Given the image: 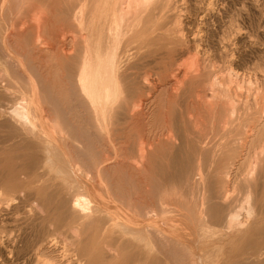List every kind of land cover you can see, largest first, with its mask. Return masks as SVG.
I'll return each instance as SVG.
<instances>
[{
  "label": "bare ground",
  "instance_id": "6f19581e",
  "mask_svg": "<svg viewBox=\"0 0 264 264\" xmlns=\"http://www.w3.org/2000/svg\"><path fill=\"white\" fill-rule=\"evenodd\" d=\"M190 1L192 2V0ZM190 1H188L187 4ZM196 2L198 1L196 0ZM211 2L213 1L211 0ZM216 2H214V4ZM64 3L69 5L67 6L69 7V9L67 10H72L71 11L72 13L66 12V14L68 13L67 14L68 16H66L65 12H63V10L65 9H63L60 12H62V14L65 15L69 20L70 18L72 19L71 21L72 23H70L72 24L71 27H73V29H71L73 30L72 32L73 35H71L72 36L71 43H73L72 45L75 44L74 45L75 49H73L74 47L73 46L72 48H70V51L68 50L69 51L68 54L64 51L65 54L63 53V55L61 56L66 58L68 63L69 62L71 63V61H76V64L75 62H73L74 63L73 65L74 69L72 67L73 70L69 69L72 64L71 65L67 64V66L65 65L64 66L66 67V70L67 69L70 70V72L69 70L67 71L69 74L72 71L76 73L75 75L76 77H74V79H71L72 80L71 82L75 80L74 81L75 83L73 82L71 85V83L69 82L71 86L75 84L74 85L75 88L72 87L73 92H71V94L73 95V93L75 92L74 94L75 96H73L74 97L73 99H75L76 102L78 100V102L80 103L78 104V106L80 105L82 107L81 111L84 110L86 115L90 116V118L92 119V122L91 121L90 122L91 123L96 122V125H94L93 123V125H91V128L92 126H94V128L96 127L97 129L99 128L101 130L100 132L98 131L99 129L98 130L96 128L95 129L100 133V136H102L101 132L103 131V134H104V131H106V122H108L107 120L110 121V119L113 117L111 119L113 121H111V123L109 122V127L113 123L110 127L112 128L113 126V130H112L113 138L109 135L111 132L107 134L109 140L113 139L112 140V143L114 144L113 148L116 147L115 150H120V151L121 150L123 151L131 150L132 151L131 144L127 138L124 140H122L120 137L115 138L114 134L118 132L124 133V134L131 133L139 125V123L142 120L144 121L148 117L159 115V118L161 116L164 119V126L166 127L167 130H171L174 127L176 128L179 126V130H178L179 132L177 131L179 133V136L176 135L177 136L176 137L174 135L175 132L170 133L172 131L171 130L169 131V133L170 135L171 134L173 135L168 137L169 135L168 133L167 137L169 139L168 138L167 139L169 141H167L166 137L165 138L163 137L164 139H166L167 143H165L164 141L162 143V140H161L159 141L160 144L162 143L161 145L156 143L157 137L155 140H151L150 138H148L147 141L144 140L141 143V145L139 144L141 146L140 149H137V151L141 150L140 154L138 155L137 161L141 160V162L145 164L147 160V153H145L144 150H149V151L152 150L153 153H154V150H164V151L176 150L174 153H176V155L178 154L177 156H179V153H177L178 152L177 150H187L188 154L191 153V152H188V150L189 151L192 150V152L194 150H198V151H195L197 153L191 154L193 157H194L193 154H195V157H196V166H194L196 171H193L195 174L193 175L191 173V175L193 176L191 177L189 176L190 178H188V180L186 179L188 183L186 185L187 188L185 187V189L187 190V193L190 194V197H191L189 199V196H186L189 199L188 200L189 204L187 202L185 203V200H187L184 195L186 190H184L185 192L183 194L185 200L184 198H182L183 195L181 196L182 200L180 202H179L180 197L179 198L176 197V199H174V202H175L174 204H172L173 201L171 200H170L171 202L169 200L168 201L165 200L162 202L163 199L160 200L161 198L159 197L160 198L159 200L164 206V207L161 206L162 208L159 207L160 209L164 210V212L162 210L163 214L171 211L172 214H174L179 219H181V220L175 221L172 228H168V229H172L170 230V233L171 231H173L172 233L176 232L175 235L171 233L172 236H168L169 234L168 235L165 234L161 226H159V222L157 221V218H159V216L162 215L160 214L161 212L160 209H159L160 212H158L156 208L149 207L148 213L147 212H145L146 214L139 213L138 214L139 216H137L136 214L138 212L137 213L133 212L134 214L136 213L134 215L131 213L132 210L130 211V207L121 206L122 203H126V202H121V205L119 206L118 205L119 203L115 204L114 199H113V206L109 204L110 199H109V196L106 195L107 191H106L105 185L103 184L104 181L102 182L101 176L99 177V175L101 174V171L99 175L96 174L98 175L96 178L95 176L96 172L93 174L95 176L94 177L92 173H90L91 171L88 172L84 170L83 167H81L78 164L79 162L78 160L77 162H74L73 160L74 156L71 158V155H70L71 153L68 152L69 149L67 146V143L69 141L68 139L71 137V136H67L68 134H70L69 132L70 130L68 131V134H67V131H66L67 129L65 128L66 129L65 130L66 132H65L63 129L64 126L61 125L62 123L59 122L60 120L64 122L66 120L65 117H64L65 120H63V118L61 119V117L63 116L62 115L60 117V120H58L59 119L58 116L60 114L58 116L56 114L54 116L55 117L57 116L58 119H56L55 117H54L55 119H50L51 118L50 116H49V120L46 119L47 116L45 115V112H44L45 110L41 108L38 102L39 98H41L40 96L42 95L41 93L43 91L40 92L39 88L35 84L37 83V81H35L34 78L37 79V77H34V75H33L34 78L31 77V75H29L26 71L23 60L19 61L17 59L19 55L16 53V51L13 50L14 48L12 47L13 45L11 43L12 41H15V42L18 41V39H16V36L24 34L26 29L29 28L30 26H31L30 28H33V30L35 31L34 33L35 34V38H34L35 44L32 43L33 46L31 45L32 46L31 50L32 51L35 50L38 53L45 52V53H48V55L50 54L52 56L51 58H57L54 52H57L56 47H58L62 41V40L61 41L58 40L62 38V37H59V35L60 33H62L63 37L66 38V35H68L69 33L66 30H69V29H65V31L68 33L60 32L58 33L59 35H57L58 38L56 37L52 38L51 36L53 35L50 36V34L47 33V27H48L49 22L53 21L57 17V16L55 17L54 15L56 14L54 13L55 10L59 9V5L61 4L63 5ZM180 4H182L181 0H0V36H1L0 41L3 46L2 48H4L5 50L3 51V53H7L5 55L6 57H2L4 58V60L6 59V61H4V65L6 67L7 64L8 65L11 64L10 63L11 61L14 62L15 69L17 70V67H18L19 71L21 72V74L25 76V79H26V80L25 79L23 80L21 78H17L18 77L17 75L14 77L12 74H10L12 70H10L11 71L10 73L7 70L8 73L11 75V79L13 78L14 80H16L15 83L19 84L20 86H17L15 83L9 82V83L16 85V86L13 85L11 87V84H10V88L8 90V91H10V89L14 90V92L11 90L12 93H10L14 95L13 97H11V95L9 96L8 92L3 91L4 88L3 90L0 89L3 91V92L0 91V131L2 130V128L7 129V130L5 129L2 130L5 132L3 134H7V135L5 137H2V140L0 139V145H1L0 152H3V153L9 152V151L12 152V150H14L15 152V151H19L20 148L21 150L28 149V152L30 153L28 154V163L26 166L27 171L25 170V172L27 173L25 174L28 177L30 184L32 183L31 181H36L37 175H39L38 171H40V169L47 168L50 170V168H48V165H47L49 163L48 161L50 160L51 155L53 156L57 155L58 159H60L62 163L61 164L62 166L59 164L60 163L59 161V163L57 164H59L60 166L59 165H56V166H59L57 167V170H60V171L55 170L57 172V175L56 173H55V176H54V173H52L51 175H53V179L60 178L62 181L60 179H59L60 181L57 179L56 180L58 181L57 185H59V182L60 184L61 182H63L62 185L59 186V188L62 186L63 189H66L65 191H68L67 192L68 194L64 191L67 194V196H65L67 198H65L64 196L60 197L61 195L58 196L59 197L58 204L56 205L57 210L62 211L64 215L66 214L69 217H75V223L79 222V227L81 228L85 226L87 228H90V227L95 228L97 226V223L95 222V220L91 218L92 217L91 215H89L90 214L89 210H92V211H95L93 214H96V212L101 213L102 216H104V218L107 219L108 221L107 225L109 224L110 227H113L112 229L116 231L118 230V232L120 231L121 232L120 234L124 236L128 235L129 237L130 235L133 237L134 236L139 237V236H143L144 233L149 232V231H154V233L158 234V235L156 234V236L158 237L163 238L166 236L165 238L167 239L169 238V241H168L169 243L170 241L175 243V245L171 243L170 244L171 247L172 245L175 247L177 245V247L179 246L182 248V249L179 248L180 251L181 250L184 251L186 253L185 257H187V258L184 257L183 259H187V260L189 259L190 264H230V259L224 256L223 254V250L225 249V247H227V245L229 247V241L226 239L229 235L226 236L227 235L226 234L224 236L222 234V231L226 230L228 234L230 233L235 234L234 236L236 238H237L236 235H242L241 237L243 238L245 236L244 235L245 232L249 231V223L252 220H256L255 218H258V217L261 218L264 214V191H262V188L264 187V104H263L262 99H264V97L261 98V97H256V95L253 96L254 95L253 92H256V89L255 91L252 92L253 95L248 94L251 97L253 96L254 98H250L249 96L245 97L244 94L246 92L242 94L240 91L242 95L239 94L238 89H240L242 84L244 86L243 82L245 80L242 82L240 81L241 76L239 77V76L233 75L230 61H228V58L230 59L231 57V56L229 57L231 53L229 52L226 53L227 47L223 46L221 44L222 42L220 43L221 45L219 44L220 47H216L213 45L212 47L209 44L210 43L209 41H206V39L204 40V38L200 34L201 33L200 31H199V34H200L199 35V34L192 33L191 30L186 31V29L184 28V23H185L184 18H185L186 13L188 15L187 11L190 9L189 14L199 12L198 10L200 9H197L196 11V6H199L201 4L199 5L190 4L191 8L188 9L186 7L188 10L184 8L185 7L184 5H183L184 7H182ZM210 6H212V4ZM60 8H62V6ZM206 9L208 8L206 7ZM30 10L34 13L30 14L29 16L28 14L31 12ZM185 11L186 13L183 18V13ZM208 12L209 14H211L210 10ZM199 13L197 14V17ZM69 14L70 15L72 14L71 17H69L70 16ZM28 16H29V19H26L28 18ZM208 16L211 17V15H208ZM204 17H206V19H209L207 18V14H205V16L203 15V18ZM62 19L64 20L65 17L64 18L62 17ZM193 21L194 20H190L191 23H189L190 26L188 25V27L194 26L195 22ZM67 22H65V24L68 25L69 28H71L69 25V22L68 23ZM61 27L59 29L64 28V27L62 28ZM199 28L200 27H198L197 25V29ZM16 29L18 31H16ZM13 31H15L14 33L16 34V36L11 37L12 36L11 34H14L12 33ZM60 31H64V30H60ZM207 31L202 32V33L206 34ZM226 34H228V32ZM229 34L232 35V33H229ZM224 42H225V39H224ZM68 43L70 44V42ZM64 44L66 45L67 42H65ZM221 46H222V49H221ZM61 48L62 47H60V49ZM40 49H42V51ZM60 49L58 50L60 51ZM237 53H239V51ZM216 55H219L220 57H222L223 64H224L223 66L221 64L222 67L218 65L220 67V68L219 67L217 68L218 70L216 69L218 63L215 66ZM151 56L156 57V59L154 58V61H150V62L147 61V59ZM2 58H0V60ZM23 58H25V56ZM19 59H22V58L19 57ZM1 61H0V64H1ZM220 63H221V60H220ZM2 64H3V61H2ZM16 64H17V67H16ZM56 65H57V62L54 66ZM68 65H70L69 68H68ZM1 66L2 65H0V67ZM5 67H3L4 70H0L2 71L0 75L5 76V78H7L6 75L8 74H6L7 72L5 70ZM30 67L32 66L30 65ZM32 69L33 68H31V71ZM233 70H236V69H233ZM59 72L61 71H58V73ZM67 72L65 74H67ZM73 72L71 73L72 75L71 74L68 75L67 78L65 76L64 79H68L69 77V81H70V78H73L71 77L74 74ZM3 73L6 75H4ZM14 73L17 74L19 72L16 71ZM33 73H35V70ZM243 73L245 74V72ZM254 78L256 81L257 77H254ZM259 79H262V78H259ZM4 80H7V79H4ZM8 81H10V79H8ZM241 82L242 84L240 85ZM42 83L43 82H41V84ZM56 83L58 82H55V84ZM70 85L69 87L71 88ZM262 87L263 86H261V89H263ZM262 94L263 93H260L259 96H261ZM242 96H244L245 98ZM48 100H50V98H48ZM45 101H46V98H45ZM4 102H7V104H4ZM43 102L44 101H42V104L45 105ZM77 103H72L73 107H74V104H77ZM54 104L55 103H53L52 105ZM46 107L48 108V106ZM52 108H54V106ZM54 110L55 109H53L54 114L55 112H58L57 109H56L57 111L55 112ZM86 115H83V116L86 117ZM162 118H160L161 119L160 122H162L163 120ZM81 120L83 121V119ZM65 123H68V122H65ZM70 125L72 127V124ZM85 125L86 123H84V126ZM139 126H141V124ZM156 127L158 128V126H155V128ZM74 129L76 131L77 128H74ZM74 129H72L71 131L73 132ZM91 130H93V128ZM151 130H153V128ZM2 131L0 134H2ZM98 132L97 133L95 132V134L99 135ZM73 133L75 135V132ZM33 134L35 135L39 134L40 138L38 139L42 140L41 144L43 145L42 147L43 154L41 150L40 151L41 152L40 154H42L41 156L37 152L34 153L33 151L36 148V147L34 148L33 145L36 146V144L33 141H32L34 143L33 145H32V142L31 143H29L30 141L27 142L30 136H32ZM71 135L73 136L72 133ZM104 136L105 135H103L102 138H104ZM174 138H176V140L178 139L177 140L178 144L176 143V141H173ZM74 139H71V140L73 141ZM146 139H147V136H146ZM99 140H100V137H99ZM138 142H139V139H138ZM76 143H77L76 145L79 146L80 143L79 142H76ZM108 143L110 142L108 141ZM38 144H40V142ZM111 146L109 147L111 148ZM38 147L39 146L37 145V148ZM74 148H76V146ZM78 148L76 149L77 150L82 149V147H80L79 149ZM103 148L104 146L102 147V149ZM89 149L91 150L92 148H89ZM179 152L181 154V151ZM164 153L166 155V160H169L173 157L172 156L173 153L172 154L170 153L172 157L169 156V158L167 157L168 151L163 152V155ZM135 154L136 153H134V158H135ZM160 154L161 153H159V155ZM182 154H183V151H182ZM25 156L27 157V155ZM188 156L190 157V155ZM189 157H187L186 159L188 160ZM205 157L206 158L209 157V163L207 162L209 165L208 167H203L202 165V164H206L205 163L206 161L204 163L202 162L205 160L204 159ZM56 158H54V160L57 161ZM178 158L179 160H181L180 157ZM172 159L173 161H175L174 157ZM162 160L165 162V158H162ZM185 161L186 160L183 161L182 159L181 162L180 161L179 162L182 164V162L185 163ZM192 161H194L193 158H192ZM166 163L169 164L170 162L167 161ZM171 163L173 164V162ZM175 163L177 166L178 162L175 161ZM136 164H137V168H136L137 170H138V167H142L140 165L138 166V163ZM156 164H158V162ZM157 166L158 165H156V167ZM182 166L183 168H181L182 169V172H181L179 170H180V167ZM182 166L180 167L178 166L179 167L178 171L180 173L179 172L176 173L179 178L183 173L186 172L184 170L185 164H183ZM98 167H100V165ZM159 167H157L156 170ZM191 167H193V163ZM191 167H190V171H192L193 169ZM54 168L56 169L55 165H54ZM94 168H95L94 170H96L97 167L95 166ZM146 169H149V168H146ZM185 169H186V166H185ZM49 170L48 172H50ZM168 170L169 171L171 170L170 166ZM43 171H46V170H43ZM52 171H54L53 168L51 172ZM46 172H44L43 174L48 175L49 173L47 174ZM175 172H176V169H175ZM150 173L151 172H149V174ZM176 174H174V177ZM156 175L160 176L162 174L156 173ZM170 175L171 177H168V179L172 178V174H170L169 172V176ZM44 177L45 175H43V177L41 176L39 180H42ZM48 177L45 178L48 180L47 182L51 181L50 180L51 178L49 177L50 179H48ZM184 177L186 178V176H184L183 174V176H181L182 179H178L179 181L177 179L175 180H177L176 182L180 184L182 180L184 181ZM168 179L166 177V180ZM162 180H165L164 177ZM51 182L56 184L53 180ZM54 187L55 186L53 185V188ZM62 188H60V190ZM178 188L177 190H180ZM151 189L153 190V188ZM168 191L170 192V189ZM173 193L170 192V194L168 195L170 196ZM169 196H168V199H171L172 197H169ZM163 197L166 198L167 195L166 197L165 196ZM137 201L139 202L138 199ZM115 202L117 203V200ZM40 205L43 208V204L41 203ZM140 214L141 215L144 214L146 216L141 217ZM256 223L257 222H255V224ZM110 227L108 229H110ZM204 228H206L208 231L209 229H211V232L207 231L205 234L206 236H208L209 233H211L209 237H206L205 235H203V233H205ZM260 233H262V235L264 234L263 232H259V235ZM46 234L44 233V235L39 237L40 239L37 241L39 242V244H42L40 247L46 248L47 244H50L52 241L53 242L55 241V240L51 241L49 237L46 236ZM234 236L233 238H235ZM101 237L102 239L100 243L106 242L107 230L105 229L102 230ZM202 237L207 238V241L206 240L203 241L204 239H202ZM181 238H183L184 241ZM112 239H115V238L112 237ZM150 240L151 239H149L148 241ZM162 240H164V238ZM165 240L164 242L166 246ZM9 241L10 240H8V242ZM113 242L115 241L113 240ZM116 242L120 243V245H116V246L119 247V249H123L124 252L125 250L128 252V249H131L133 247L131 244H125L126 242L124 243V241H122L124 244H121L120 238H117ZM141 242L139 243L140 245H141ZM262 242L264 241L263 240L261 241V238H260L259 242H255V243L252 242L250 243V245H255L254 248H256V246H261ZM134 243L137 244L136 241ZM15 245H17V243ZM114 245L112 246L115 247ZM168 246L169 245L167 244V247ZM247 246L246 247L243 246V247L247 248ZM160 247H162V245H160ZM244 248H243V252L245 253L244 255H246L248 254L250 249H244ZM12 249L14 250V248ZM147 249L148 247L144 250H147ZM106 250H109V249H106ZM112 250H114V248ZM244 250H248V252H245ZM142 251L143 250L141 249L140 253H141V256L143 254V259H144L145 255H144V251L143 252ZM153 251H150V252H153ZM148 253L146 257H148L149 255ZM158 254L160 255L161 252ZM152 255L154 254L152 253ZM163 256L165 260V255ZM44 257H45L44 264H65V263H60L57 257H54L53 254L49 256L44 255ZM161 257H160V260L155 261L154 264H159V262L160 264L163 263L162 262L163 260H161ZM106 259H108V257ZM127 259L129 260L130 258L127 257ZM143 259H140L141 261L139 264H141L142 262H143L142 264L147 263V260H143ZM177 259L178 258L175 259V264L179 260ZM137 260L139 261V259ZM248 260L251 261L250 259ZM80 261H81V264H83L84 259ZM167 261L169 262L170 260H167ZM253 261L254 260L252 259V263H254ZM255 261L258 262V260L256 259ZM84 263L86 264V262ZM242 263H245V262H242ZM246 263L248 264L247 261Z\"/></svg>",
  "mask_w": 264,
  "mask_h": 264
},
{
  "label": "rangeland",
  "instance_id": "374dc122",
  "mask_svg": "<svg viewBox=\"0 0 264 264\" xmlns=\"http://www.w3.org/2000/svg\"><path fill=\"white\" fill-rule=\"evenodd\" d=\"M188 1H190V0H188ZM188 1L187 0H184V1L181 0V3L182 4H180V5L182 7L185 6L184 8L187 7L188 9L191 8V5L192 4H196V5L201 4V5H199L200 7L199 6H196V11H197V9H200V10H198L200 13L199 12L193 13L194 15L193 14H189L190 9L188 10L187 8L186 9L188 10L187 11L188 12V15H187L186 11L183 13V18H184V15L186 13L185 18H184V22H185L184 23V28L186 29V31L187 30H191L192 33H194V34H199V31H200L201 32L200 34L202 35V37L204 38V40L206 39V41H209L210 43L209 42L208 43L211 46L213 45V46H216V47H220V45L222 44L223 46L227 47V52L226 53H228V52L231 53L230 55L228 54L229 57L231 56L230 59L228 58V61H230L233 75H236V76H239V77L241 76V80L240 81H242V82L245 80L243 82L245 87L243 86L242 82L240 83V85L242 84L243 87L241 86L242 88L240 87V89H238L239 94H241V93L244 94L246 92L244 94L245 97H248L249 96L250 98H254L253 96L256 95V97L263 98L264 97V82H263L264 81V79H263L264 78V75H263V73H264V71H263V69H264V0H219V1L216 0L218 2H216L214 0H212L213 2H211V0L210 1L209 0H202L204 3L201 0H197L198 2H196V0H192V2L190 1L187 4ZM209 2H210V4H209ZM214 2L217 3V4L215 3L217 6L214 4ZM211 4H212V6H210ZM213 4H214V6H213ZM61 6H62V8H60ZM67 6H69V5H67L66 3H64L63 5L62 4L59 5V9L55 10V12H54V13H56V14H54L55 17L56 16L57 17L56 18L54 17L55 19L53 21H50L49 24H48V27H47V33L50 34V36L53 35V36H51L52 38L53 37L58 38L57 35H59L58 33H60V32H66V31L69 32V33L66 32V33H68V35H66V38L63 37V34L62 33H60V35H59V37H62V38H60L58 40H60V41L62 40L63 42L61 41V43H62V44L60 43L61 46L58 44L59 46L56 47L57 48V50H56L57 52H54V54H56L57 58H51L52 56L50 54L48 55V53H45V52L38 53L35 50H33V51L31 50L32 49V46H33L32 43L35 44V39H34L35 38V34H34L35 31L33 30V28H30L31 27L30 26L29 28L26 29V31H25L24 34H21L20 33L21 35L16 36V34L14 33L15 31H13L12 33H14V34H11L12 36L10 35L11 37L16 36V39H18V41H16V42L15 41H12V43H11L13 45V46L12 45L11 46L14 48L13 50L16 51V53L19 55L20 58H22V59H19V57H18L17 59L19 61H22L23 60V63H24L25 68H26V71H27V73L29 75H31V77H33V75H34V77H37V79H35L33 77L34 80L37 81V83H35V84L39 88V91L40 92L43 91L41 93L42 95L40 96L41 98H39L38 102H39L41 108L43 110H45L44 112H45V115L47 116V117L45 116L46 119L49 120V116H50L51 117L50 119H55V118L58 119L59 118L58 120H60V117L62 115L63 116L61 117V119L62 118H63V120L66 119L64 122L62 120H60L59 122L62 123L61 125L64 126V128H63L64 131L67 129L66 130L67 131V134H68V131L70 130L69 131L70 134H68L67 136H71L70 137L71 139H74L75 138L74 140H76V141H74V140L72 141L69 138L68 139L69 141L67 143V146H68V149H69L68 152L71 153L70 154L71 155V158L74 156L73 157L74 162H77V160H78L80 162V163L78 162V164L81 167H83L84 170H86L88 172L91 171L90 173H92V175L96 172L95 173L96 178L99 175L100 171H101V174L103 173L102 175L100 174L99 177L101 176L102 179L101 178L100 179L102 180V182L104 181L103 184L105 185L106 191H107L106 192L107 193L106 195H108L109 196V199H110L109 200V204L113 206V199H114V203L115 204H118L119 203L118 204L119 206L121 205V202H126V203H122L121 206L122 207H125V206L130 207V211L132 210L131 211L132 214H134L133 212H136V213L138 212L137 214L135 213L137 216H139L138 215L139 213H144V214H146L145 212L148 213L149 207L156 208L158 212H160V210H161L160 214H162V215L159 216V218H157V221L159 222V226H161V228H162V230H163V232L165 234H167V235L169 234L168 236H172V234L175 235L176 232L172 233L173 231H171V233H172L171 234L170 233V230H172V229H168V228H172V226L174 225V222L177 221V220H181V219H179L177 216H175L174 214H172L171 211L170 212H166L165 214H163L164 210L163 209H160V208H162L161 206H163L160 200L163 199L162 202L165 201V200H167V201L168 200L169 201L171 200V201H173L172 204H174L175 203L174 202V199H176V197H178V198L180 197L179 198L180 200L177 198L179 200V202L182 200V198H184V195H185V197L186 196H189V199L191 198L190 197V194L187 193V190L185 189V187L187 188L186 185L188 183V181H187L188 178H190L191 176H193L195 174L193 171H196L195 170V167H194V166H196V157H195V154H193L194 157L191 154L192 153H197L195 151H198V150H194L193 152H192V150H190V151L188 150V152H191L189 154L187 153V150H177L178 151L177 153H179V156H177L178 154L176 155V153H174L176 150H170V151L167 150L168 151L167 157L169 158V156L170 157L173 156L174 157V160L178 162L177 163L178 164L177 166H176L175 161H173V159H172L173 157L171 158L172 160L169 159L170 161L169 160H166V155H165V153L163 155V152H167V151H164V150H154L155 155L152 152V150H150V151L149 150H144L145 153H147V160H146L147 163L146 162H145V164L142 163L140 159H139L140 161H137L138 160V155L141 152V150H138L139 151L138 152L137 149H140V147H141L140 145H141V143L144 140L147 141L148 138H150L151 140H155L156 137H157L156 143L160 144L159 141H161V140H162V143H163V141L165 143H167V141H169L168 140L169 139L168 137L171 136V135H173V134L170 135V133L175 132L174 135L175 136L176 135L179 136V133H178L179 132L178 131L179 130V126L176 127L177 129L175 127H174L175 129L173 128L174 130L171 129L172 131L171 130H167L166 127L164 126V119L160 116V118L163 119L162 122H160L161 119L159 118V115H157V116L155 115L156 118H155V116H153V117H148L147 118L148 120L147 119H145L144 121L142 120L141 121L142 123L141 122L139 123V125L141 124V126L138 125L131 133L124 134V133H119L118 132V133H115L114 134L115 138L116 137H120L122 140H124V139L127 138L129 140L130 144H131L132 151L131 150H124V151L121 150L120 151V150H115L116 147L113 148V145H114L112 143V140L113 139L112 140H109V138L107 136V134H109L111 132L109 135L113 138V135H112L113 134L112 133L113 126H112V128H110L113 123L109 127V122L111 123V121H113V120H111L113 118L112 116H110V117H112L111 119L108 118V119H110V121L107 120L108 122H106V131H104V134H103V131L101 132L102 133L101 135L102 136L105 135L106 137L104 136V138H102V136H100V133L99 132L101 130L99 128H98L99 129L98 130L95 127L99 132L94 128V126H92L93 130H91L92 129L91 128V125H93L94 122L91 123L92 122V119L90 118V116L86 115V113H85L84 110L81 111L82 110L81 109L82 107L80 105L78 106V104H80L78 102V100H77V102H78L77 103L75 101V99H73L74 98L73 96H75L74 95L75 92L73 93V95L71 94V92H73L72 91V87H74V85H75V84H73V86H71L72 83L75 81L74 80L73 82H71L72 81L71 79H74V77H76L75 76L76 73H74L72 71L74 74H73V76H71L73 78H70V81H69V77H68V79H64L65 76L67 78V76L72 73L71 72L69 74L67 71L69 69H72V67L74 69V66H73L74 63L73 62H75V64H76V61H71V63L70 62L68 63V61L66 60V58H64L63 56H61V55H63V53L65 54V52L68 54L69 51H70V48H72L75 45V44L72 45L73 43H71V39H72V36L71 35H73L72 34L73 30H71V29H73V27H71L72 24H70V23H72L71 22L72 19L70 18V20H69L66 17V16H68L67 14L69 12H71L72 10H67V9H69V7H67ZM206 7L208 9H206ZM213 8H215V9H213ZM63 9H65V10H63ZM205 9H206V11H205ZM62 10H63V12H65V15L66 16L63 15L62 12H60ZM207 10L208 11L210 10V13L211 14H209V12ZM30 11H28V12H30ZM66 12H68V13L66 14ZM32 13H34V12L31 11L28 15L30 16V14H32ZM198 13H199V15L197 17V14ZM204 13L207 14V18H209V19H206V17H204L205 19L203 18V15L205 16ZM201 14H202V16H201ZM215 14H217V15H215ZM71 15L69 17H71ZM208 15H211V17L208 16ZM29 16L26 19H29ZM187 16H188V18H187ZM26 17H27V15H26ZM62 17L63 18L65 17V19H64L65 21L62 19ZM213 17H214V19H213ZM189 19L190 20H194L193 22H195L194 23V26H191L192 28L191 27H188L189 23H191ZM67 21L69 22V25H70L71 28H69L68 25L65 24V22H67ZM60 25L62 27H64V28L63 29H59L61 27ZM197 25H198V27H200L199 29H197ZM201 25H202V27H201ZM231 26L233 27V29H232ZM17 29H16V31H18ZM65 29H69L71 32L69 30H66L65 31ZM60 30H64V31H60ZM206 31H207L206 34L205 33L204 34L202 33V32H206ZM195 32H197V33H195ZM227 32H228V34H226ZM224 33H225V35H224ZM229 33H232V35L229 34ZM0 38H1V36H0ZM64 38L67 39V40H65ZM224 39H225V42H224ZM27 40H28V42H27ZM25 42H26V44H25ZM65 42H67L66 45L64 44ZM68 42H70V44ZM27 43H28V45H27ZM227 44H229V45H227ZM0 45H1L0 46V58L6 57L5 55L7 53H3V51H5V50H4V48H2L3 46H2L1 41H0ZM64 45L67 46V47H65ZM60 47H62V48L60 49ZM63 47L65 48V50H64ZM66 48H68V49H66ZM58 49H60V51ZM73 49H75V46L73 47ZM221 49H222V46H221ZM40 50L42 51V49H40ZM62 50H63V52H62ZM233 50H234V52H233ZM237 50L239 51V53H237L238 52ZM23 53H24V55H23ZM75 54H77V53H75ZM22 56L23 57L25 56V58H23ZM239 56L241 57V59H240ZM62 58H64V59H62ZM154 58L156 59V57L151 56V57H149L147 59V61H149V62L150 61H154ZM54 59H56V60H54ZM1 60L3 61V64H2V61ZM1 60H0L1 61V64L0 65H2V66L0 67V70H4V68H3V67H5L4 61H6V59L4 60V58H2ZM157 60H158V58H157ZM220 60H221V63H220ZM232 60H233V62H232ZM216 61H218V62H216ZM56 62H57V65L54 66L56 64ZM10 63L13 64V65H11V64L8 65L7 64L9 66V68H8L7 65L5 67V70L7 72L6 74H8V75L4 74L5 72L3 73L4 75L7 76V78H5V76H1L0 75V87H1L0 89L3 90V88H4L3 91L8 92L9 94L8 93L7 94L9 96L11 95V97H13L14 95H12L10 93H12V91L14 92V90H12V89H10V91H8V90L10 88V84H11V87H12L14 85L12 83H15L16 80H14L13 78L11 79V75L10 74H12L14 77L17 75L18 76L17 78H21L23 80L25 79V76L23 74H21V72L19 71V69L17 67V64H16V67H17V70H16L15 69V63L12 62V61ZM67 64H70V65L72 64V65H71V67H70V65H68V68L69 67L70 68L66 70V67L65 66H67ZM216 64H217L216 69L219 66H221V64H222V66L224 65L223 64L222 57H220L219 55H216V57H215V66H216ZM30 65L32 67H30ZM10 66H12L14 68H12ZM31 68H33L32 71H31ZM233 69H236L238 72L236 70H233ZM258 69H260V70H258ZM7 70L9 71V73L11 72L10 70H12V72L9 74ZM34 70H35V73H33ZM254 70H256V71H254ZM16 71H18L19 73H17V74L14 73ZM58 71H61V72L58 73ZM1 72L2 71H0V73ZM55 72H56V74H55ZM66 72H67V74H65ZM69 72H70V70H69ZM243 72H245V74ZM238 73H239V75H238ZM253 73H254V75H253ZM63 74H65V75H63ZM38 75H39V77H38ZM2 77L4 79H7V80H4ZM254 77H257L256 78V81L257 82L255 81V78ZM50 78H52V79H50ZM259 78H262L263 80L262 79H259ZM8 79H10V81H8ZM9 82H12V83H9ZM41 82H43V83L41 84ZM55 82H58V83L55 84ZM69 82L71 83V85L69 84ZM257 83H258V85H257ZM261 83H263V84H261ZM1 84H3V85H1ZM38 84H40V85H38ZM16 85L17 86H20L19 84H16ZM16 85H14V86H16ZM69 85L71 86V88L69 87ZM260 85L263 86L262 87L263 89H261V86ZM258 87H260V88H258ZM255 89H256V92H253V91H255ZM259 89H261V90H259ZM2 90H0V91L3 92ZM250 90H252V91H250ZM240 91H241V93H240ZM260 91H262V92H260ZM252 92L254 93V95L252 94ZM259 92L260 93H263V94L261 96H259V94H260ZM46 93H47L48 96L46 95ZM248 94L253 95V96L251 97ZM49 95H50V97H49ZM44 97L46 98V101H45V98ZM242 97H244V96H242ZM48 98H50V100H48ZM262 100H263V104H264V99H262ZM42 101H44L43 103L45 105L42 104ZM56 101H58V102H56ZM53 103H55V104L52 105ZM72 103H77V104H74V107H73V104ZM4 104H7V102H4ZM51 105H52V107L54 106V108H52ZM46 106H48V108ZM59 108H60V110H59ZM53 109H55L54 112L57 111V110H58V112H55V114H54L53 113ZM76 112H77V114H76ZM62 113H64V114H62ZM56 114H57V116L60 114L58 116V118H57V116L56 117L54 116ZM83 115H86V117H84ZM64 117H65V119H64ZM80 117H82V118H80ZM151 118H153V119L155 118L156 120L155 119L153 120ZM81 119H83V121ZM151 121L154 122V123H152ZM65 122H68L69 124L68 123H65ZM64 123H65V125L66 124H68V125L65 126ZM84 123H86L85 126H84ZM148 123H149V125H148ZM70 124H72V127L73 126L74 127L72 128ZM73 124H75L76 126L73 125ZM107 124H108V126H107ZM94 125H96V122L94 123ZM83 126H84V128H83ZM155 126H158V128L157 127L155 128ZM74 128H77L76 131H75ZM152 128H153V130H151ZM4 129L7 130L6 128H4ZM4 129L2 128V130H4ZM72 129H74L73 132H75V135L71 131ZM1 131H0V133H1ZM169 131H171V132L169 133ZM95 132L96 133L98 132L99 135L98 134H95ZM3 133H5V132L2 131V134H0V139L1 140H2V137H5L7 135V134H3ZM71 133L73 134V136L71 135ZM168 133H169V135H168ZM162 134L163 135L165 134V135L163 136ZM34 135L35 134H33L32 136H30V138H29L30 140L28 139L27 142L30 141L29 143H31L33 141L36 144V146H35V145H33L34 143L32 142L33 147L34 148L36 147L35 150H33L34 153L37 152L38 154H40L42 152V154H43V150H42L43 145L41 144L42 140L41 139H38V138H40L39 137L40 135L37 134V135H35V137H34ZM153 135H154V137H153ZM167 135H168V137H167ZM98 136L100 137V140H99V137ZM144 136H145V138H144ZM146 136H147V139H146ZM163 137L164 138L166 137V139L168 138L167 141ZM137 138L139 139V142H138V139ZM174 139H173V141H176V143L178 144V141H177L178 139L177 140H176V138H174ZM35 140H37V141H35ZM105 140H107V141H105ZM20 141H22V140H20ZM71 141H72V143H71ZM108 141L110 143H108ZM39 142H40L41 146H40V144H38ZM73 142H74V144H73ZM76 142H79L80 143V144L78 143L79 146L76 145L77 144ZM106 142H107V144H106ZM132 143H133V145H132ZM71 144H73L74 146L71 145ZM89 144H91V145H89ZM108 144H109V146L112 145L111 146L112 149L108 146ZM37 145L39 146L38 148H37ZM75 146H76V148L82 147V149H81L82 151L81 150H77L76 148H74ZM92 146H94V147H92ZM100 146H102V147L104 146V148H103L104 150ZM134 146H135V148H134ZM89 148H92V149L90 150ZM22 149H23V147H22ZM36 149H37V151H36ZM179 151H181V154H182V151H183V154H182L183 156L180 154ZM13 152H14V150H12V152L11 151L4 152V153L3 152H0V162H1L0 163V236H1L0 237V264H44V262H45L44 255L49 256L51 254H53L54 257H57V259H58V261L60 263H65V264H81V261L80 260H83V259H84V262H86V264H139L140 261H141L140 259H143V254L141 256V253H140L141 252V249L144 251V255L145 256H144V259L143 260H147V263L146 264H152V263L154 264L155 261L160 260V257L161 256H162L161 257V260H163L162 261L163 263H161V264H175V259L176 258L179 259V260L177 259L178 261L176 260L177 261L176 264H190L189 263L190 262L189 259L188 260L187 259H183L185 257V254L186 253L184 251H182V250H181L182 251V253H181L180 249H182V248L179 247V246L177 247V245H176V247L173 246V245H175V243H173L171 241L169 243L168 242L169 241V238L168 239L165 238L166 236L163 237L164 240L166 239L165 240L166 241V246H165L164 240H162L163 238L156 236L157 233H154V231L146 232V233H144L143 236H139L140 238L138 236H134L135 238L133 236H130V235H129V237H128V235L127 236H124V235L120 234L121 233L120 231L118 232V230L116 231V230L112 229L113 227H110L109 224H108L109 225L108 226L107 225V222H108L107 219L104 218V216H102L101 213H97L96 212V214H93L95 211L89 210L90 211V214L89 215H91L92 216L91 218H93L95 220V222L97 223V226L95 228H93V227L87 228L86 226L83 227V228L79 227V222L78 223H75V217H69L66 214L64 215L62 211L57 210V206L56 205L58 204V199H59L58 196L61 195L60 197H63V196L65 197L68 194L67 193L68 191H65L66 189H63L62 186L60 187V188H62L61 190L59 188V186L62 185L63 182H61V184L59 182V185H57L58 184L57 183L58 181H56V180L58 178L56 177L57 179H53V175H51L52 173H54V176H55V173L57 175V172L56 171H60V170H57V167H59L62 163H61L60 159H58L57 155L56 156L51 155L52 158L50 157V160L48 161L49 163L47 165H48V168H50V170L47 169V168L40 169V171H38V174L39 175H37L36 181H31L30 180L32 182L30 184L29 183V180H28V177L25 174V173H27V172H25V170L27 171L26 166H27V163H28V154L30 152H28V149L27 150L26 149L21 150V148L19 149V151H15L14 153ZM184 152H186L188 155H190V157L186 153H184ZM134 153H136L135 154V158H134ZM159 153H161V154L159 155ZM170 153L171 154L173 153L177 157H175L173 154L171 156ZM42 154H40V156ZM119 154H120V156H119ZM25 155H27V157ZM76 155H77V157H76ZM84 155H85V157H84ZM206 156H208V155H206ZM161 157L162 158H165V162L162 160ZM178 157H180L181 160L183 159V161L186 160L185 163L182 162V164H181L180 163L181 160H179ZM187 157H189L188 160L186 159ZM191 157L194 159V161H192V158ZM18 158H19V160H18ZM54 158H56L57 161L54 160ZM140 158H141V156H140ZM189 159H191V160H189ZM204 159L205 160L202 161V162L204 163L206 161L205 162L206 164H202V163L201 164L203 165V167H208L209 166L208 165V163H209V157L208 158L205 157ZM157 160H159L160 162L157 161ZM161 160H162L163 163L161 162ZM59 161H60V163H59ZM167 161L170 162V163L169 164L166 163ZM135 162L138 163V166L140 165L142 167H138V170H137L136 169L137 168V164ZM157 162H158V164H156ZM171 162H173V164L175 166ZM189 162H190V164H189ZM57 163H59L60 165L57 164ZM192 163H193V167H191L192 166ZM49 164H50V166H49ZM97 164H98V166L100 165V167H98ZM160 164H161V166H160ZM165 164H166V166H165ZM170 164H172V165H170ZM179 164H181V165H179ZM183 164H185V166H186V169H185V166H184V170L186 172L183 173L184 176H186V178L184 177V181L182 180L184 183L181 181L183 184L181 182L179 184L176 181L178 179H182L183 177L181 178V176H183V174L182 173H181L182 175L179 174V175H181L180 178H179L176 173L179 172V171L182 172V169L181 168H183V166H182ZM188 164H189V166H188ZM24 165H25V167H24ZM54 165H55L56 169L54 168ZM56 165H59V166H56ZM144 165H145V167H144ZM156 165H158L157 167L160 166L159 167L160 170H159V168L156 170V168H157ZM20 166H22V167H20ZM95 166L97 167L96 170H94L95 169L94 168ZM169 166H170V169H171L170 171L168 170L169 169ZM178 166L179 167L182 166V167H180V170L179 171H178V168H179ZM164 167H166V168H164ZM190 167L193 168L192 171H190ZM52 168H53L54 171L51 172ZM139 168L142 169V170H140ZM146 168H149L150 170L149 169H146ZM175 169H176V172H175ZM43 170H46L47 172L46 171H43ZM48 170L50 172H48ZM166 170H168V171H166ZM184 170H183V172H184ZM148 171L151 172V173L149 174ZM44 172H46L47 174L49 173L52 177L49 174L48 175L43 174ZM169 172H170V174H172V178H171L172 180L170 178H169L170 180L168 179V177H171V175L169 176ZM156 173L157 174L158 173L159 174H162V175H160L161 177L159 175H156ZM173 173L176 174L175 177H174V174ZM191 173L193 175H191ZM41 174L45 175V177L42 180H39L41 178V176L43 177V175H41ZM96 174H98V175H96ZM47 177L51 181L53 180L56 184H54L51 181L47 182L48 180L45 179ZM163 177H164L165 180H162ZM166 177H167L168 180H166ZM176 177H178V178H176ZM175 179H177V180H175ZM185 182H186V184H185ZM53 185L55 186L54 188H53ZM178 186H179V188H178ZM151 188H153V190ZM177 188L180 189V190H177ZM169 189H170V192L171 193L174 192L170 196L168 195V194H170V192L168 191ZM54 190H56L57 192L54 191ZM184 190H186V192ZM53 191H54V193H53ZM157 191H158V193H157ZM181 191H183V192H181ZM262 191H264V187L262 188ZM175 192H177L178 195ZM184 192H185V194H184ZM50 193H52V194H50ZM57 193H59V194H57ZM30 194H31V196H30ZM155 194H157V195H155ZM162 195L165 196V197L167 195V197L164 198ZM168 196L169 197H172L173 199L172 198L171 199H168ZM181 196H182V198H181ZM137 197H139V198H137ZM65 198H67V197H65ZM115 199L117 200V203L115 202L116 201ZM125 199L128 200V201H126ZM137 199L139 200V202L137 201ZM186 199L187 200H185V198H184L185 203L187 202L189 204L188 197H186ZM40 202L43 204V208L41 207V205H40L41 203ZM136 207H138V208H136ZM135 208H136V210H135ZM137 209H139V210H137ZM162 210H163V212H162ZM144 214L143 215L140 214V216L141 217L142 216L143 217L146 216ZM93 215H94V217H93ZM263 218H264V214H263V216L261 218L258 217V218H255L256 220H252L249 223V231L245 232V234H244L245 236L243 235L244 236L243 238L241 237L242 235H236L237 238H238L237 239L234 236L235 234H232V233L228 234L226 232V230H223L222 231V234L224 236L226 234H227L226 236H228V235L230 236V237L228 236L226 238L229 241V247L227 245V247H225V249L223 250L224 256H226V257H228L230 259V264H247L246 261L248 262V264H258V263H260V264L263 263L264 264V251H263L264 250V244H263L264 242H262V245L261 246H256V248H254L255 245H250V243H252V242L253 243L259 242L260 241V238H261V241L262 240L264 241V234L262 235V233H260V235H259V232H263L264 233V231H263L264 230V219ZM87 222H88V220H87ZM255 222H257L259 224H257V223L255 224ZM98 223H99V225H98ZM252 223H253V225H252ZM109 227H110V229H108ZM207 228H209V227H207ZM103 229L107 230V240H106V242L100 243V241L102 239L101 232H102ZM168 231H169V233H168ZM207 231L208 230L206 228H204V232L205 233H203V235H205ZM208 232H211V229H209ZM44 233L45 234L47 233L46 236H48L51 241L52 240H55L54 242L53 241L51 243L49 242L50 244H47L46 248L45 247H40L42 244H39V242H37L40 239L39 237H41L42 235H44ZM207 235H208V233H207ZM209 235H211V233H209ZM209 235L208 236L205 235V236L206 237H209ZM122 236H123L124 240H123ZM233 236L235 238H233ZM89 237H90V239H89ZM112 237L115 238V239H112ZM131 237H133V238H131ZM203 237H202V239H204L203 241H205V240L207 241V238H203ZM117 238H120L121 244H124L126 242L125 244H131L133 246L131 249H128V252L129 253L126 250L124 252L123 249H119V247L116 246V245H120V243H117L116 242ZM136 238H137V240H136ZM160 238H162V239H160ZM149 239H151V240L148 241ZM181 239L184 241L183 238H181ZM8 240H10V241L8 242ZM77 240H78V242H77ZM113 240L115 242H113ZM210 240H208V241H210ZM122 241H124V243ZM135 241L137 242V244L134 243ZM28 242H29V244H28ZM140 242H141V245L139 244ZM16 243H17V245H15ZM171 243L173 244L172 247L170 245ZM18 244H19V246H18ZM167 244L169 245L168 246L169 248L167 247ZM112 245H114L115 247H113ZM155 245H156V247L158 249L155 247ZM160 245H162L163 248L160 247ZM247 245L248 246L250 245L249 248H248ZM243 246L244 247L247 246V248H244ZM147 247H148V249L150 251H153V249H154V251L153 252H150L148 249L147 250H144ZM173 247L176 248V249L178 248V249L176 250ZM12 248H14L15 251ZM113 248H114V250H112ZM243 248L244 249H250L251 251L249 250V252H248V250H244L245 252H248V254L244 255L245 253L243 252ZM106 249H109V250H106ZM172 249H174V250H172ZM6 250H7V252H6ZM45 251H46V253H45ZM160 252H161V254L159 255L158 253H160ZM147 253L149 254L148 257L150 256L149 258L146 257L147 256ZM152 253L156 257L154 255H152ZM163 255H165V260H164V256ZM125 256L129 257L130 259L128 260L127 257H125ZM107 257H108V259H106ZM136 258L139 259V261ZM185 258H187V257H185ZM246 258H247V260H246ZM166 259L167 260H170V261L168 262ZM248 259H250L251 261H249ZM252 259L254 260L253 261L254 263H252ZM255 259L258 260V262L255 261ZM129 261H130V263H129ZM172 261H173V263H172ZM84 262H83V264H85ZM242 262H245V263H242ZM159 264H160V262H159Z\"/></svg>",
  "mask_w": 264,
  "mask_h": 264
}]
</instances>
